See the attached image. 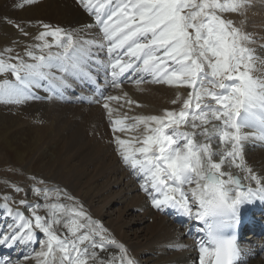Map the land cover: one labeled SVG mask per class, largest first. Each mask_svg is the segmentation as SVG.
I'll list each match as a JSON object with an SVG mask.
<instances>
[{"label": "bare ground", "instance_id": "bare-ground-1", "mask_svg": "<svg viewBox=\"0 0 264 264\" xmlns=\"http://www.w3.org/2000/svg\"><path fill=\"white\" fill-rule=\"evenodd\" d=\"M0 2V25L19 17L35 29L41 20L43 32L55 36L25 54L21 76L8 72L3 95L11 104H0V134L13 130L12 155L20 162L41 144L34 168L69 191L65 207L55 209L66 222L62 214L48 216L59 224L37 250L39 227L28 207L9 213L10 220L0 211V224L12 228L0 232V264H211L213 251L192 219L216 203L245 205L244 195L262 208L250 214L260 227L264 36L250 48L249 72H240L241 55H234L229 78L213 81L175 48L173 19L161 0ZM248 3L251 28L264 31V0ZM146 51L157 58L143 63ZM164 74L182 83L159 82ZM184 90L197 94L191 106ZM126 100L137 110L121 108ZM207 171L218 174V186L206 183ZM234 175L242 190L232 186ZM257 233L262 237L239 242L238 264H264V231Z\"/></svg>", "mask_w": 264, "mask_h": 264}, {"label": "rangeland", "instance_id": "rangeland-1", "mask_svg": "<svg viewBox=\"0 0 264 264\" xmlns=\"http://www.w3.org/2000/svg\"><path fill=\"white\" fill-rule=\"evenodd\" d=\"M161 2L165 7L164 9L174 14L176 18L174 31L177 33L181 45L178 47L188 50L191 58L197 60V69L195 62H193V67L197 72L202 69L203 71L206 70L204 66H208L212 73L210 74L211 77L215 75L213 81L217 76L220 80L221 77L225 80L231 74L233 65L236 63L234 55H241L242 61L239 69H242L240 72L247 73L250 71L249 66H247L248 62L252 60L250 48L256 41V37L262 39L264 31L259 27L251 28L250 25L253 23L249 24L247 10L249 11L251 7L248 0H161ZM36 22L39 24H36L35 29L25 28V22L19 17H11L0 25V104H11L3 95L6 94V84L4 83L10 79L8 72L12 73L15 69L21 68L23 59H26L25 54L31 53V48L37 47V44L42 43L45 38L50 39L49 36L51 35H46L43 32L48 27L41 20H36ZM254 31L257 32L254 33ZM53 38L55 39V36ZM200 60L204 65L201 70L198 65ZM4 64H8L10 68ZM21 69H18L17 72L21 73ZM206 72L204 71V73ZM66 79L70 83L73 81L70 76H67ZM173 81L175 78H172ZM181 93H186V106H191V100L195 97V93L190 90H184ZM187 98L191 103L188 102ZM57 101L63 103L61 99ZM121 108L137 110V106L130 100L123 102ZM12 115L15 113L13 112ZM107 121L108 119H106ZM33 123L45 124L42 121L37 123L36 119L33 120ZM46 125L48 126L49 123L47 122ZM52 125H56V122L54 121ZM8 131L0 134L1 140H5L7 137L6 143L4 140L0 141V207L7 209L8 212L14 211L16 213L15 209L25 210L24 205H29L26 209V215L31 220L34 218V224L40 227L37 233L39 236L36 240L37 245L34 249L37 250L42 242L48 241L51 237L49 229L59 224L57 221L48 220V216L62 214L60 217L61 219L64 217L66 222V216L62 211L59 212L55 209L65 207L69 191L63 190L57 184L59 182H55L56 177L48 176V174L34 168L41 144L31 147L30 152L25 154L23 162L17 160L18 164L12 155V148L15 146V137H12L11 134L13 130L8 129ZM8 139L12 141L10 142ZM14 159L16 162L13 161ZM69 220L67 218V221ZM2 222L0 232L4 228L3 233H10L12 228L3 227ZM100 222L104 223V219ZM40 232H45V235ZM58 232L60 235L65 234L63 229Z\"/></svg>", "mask_w": 264, "mask_h": 264}]
</instances>
